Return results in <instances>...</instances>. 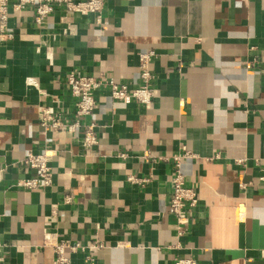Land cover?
Segmentation results:
<instances>
[{"label":"crops","instance_id":"obj_1","mask_svg":"<svg viewBox=\"0 0 264 264\" xmlns=\"http://www.w3.org/2000/svg\"><path fill=\"white\" fill-rule=\"evenodd\" d=\"M92 14L9 11L0 36V264H55L52 240L105 247L64 264H264V0H105ZM154 50V95L143 105L96 92L81 130L45 129L40 106L71 119V71L141 83ZM199 199L182 234L168 210L173 157ZM49 149L53 183L16 188L27 151ZM125 154V157L121 156ZM140 179V180H138ZM145 179V180H143ZM50 234L51 239L46 238Z\"/></svg>","mask_w":264,"mask_h":264},{"label":"built area","instance_id":"obj_2","mask_svg":"<svg viewBox=\"0 0 264 264\" xmlns=\"http://www.w3.org/2000/svg\"><path fill=\"white\" fill-rule=\"evenodd\" d=\"M105 0H0V36L7 39L12 37L8 31L9 11H20L28 7L34 8V21L39 26L44 25L47 16L58 7L81 14H92L95 21L101 24V13L105 7ZM154 50L141 51L138 54L139 67L141 69V83L130 86L129 83L118 82L108 77H97L89 74H81L76 71L69 72L66 77V85L76 99L75 109L71 119L63 118L60 111L52 106H40L39 121L45 129L74 133L81 130L82 143L85 147H91L97 143L96 124L89 119L96 107L95 94L99 90L108 91L115 100L132 99L140 104L147 105L154 95L153 79L155 74L150 68L151 61L155 58ZM49 149L40 151H27L21 162L31 170L29 177L16 180V188L36 190L49 187L53 183V172L48 163ZM125 157L124 153H121ZM193 153L182 147L181 153L173 157V175L171 179V195L168 210L175 218L177 233L180 235L186 226L193 221L195 208L199 199L194 183L188 184L181 170V162ZM140 180V179H138ZM145 180V179H143ZM51 239V235L46 234ZM55 264H64L69 261L67 253L80 252L88 261L94 260L96 253L105 247L103 241L95 239L90 242L52 240L51 242ZM264 255V247L261 249ZM173 264H200L193 257H176Z\"/></svg>","mask_w":264,"mask_h":264}]
</instances>
